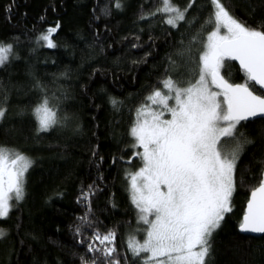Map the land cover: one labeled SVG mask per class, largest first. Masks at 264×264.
I'll return each instance as SVG.
<instances>
[{"label": "trees", "instance_id": "trees-1", "mask_svg": "<svg viewBox=\"0 0 264 264\" xmlns=\"http://www.w3.org/2000/svg\"><path fill=\"white\" fill-rule=\"evenodd\" d=\"M171 2L187 8L175 28L157 11L160 0H0V43L12 45L0 65V108L6 110L0 146L33 162L23 199L13 200L9 215L0 218V264H82V257L101 264L104 258L87 248L101 247L95 232L110 231L112 258L142 264L143 257L128 250L140 229L128 173L143 164L130 130L146 97L156 89L167 93L165 79L180 86L195 81L199 52L213 28L210 0ZM221 2L242 23L264 27V0ZM57 23L56 47L48 48L39 37ZM220 71L230 83L245 82L232 60ZM45 98L59 122L41 132L34 109ZM237 143L233 210L213 233L206 264H264V234L238 230L264 168V118L242 121L222 150L231 154ZM83 192L92 193L88 201L80 199Z\"/></svg>", "mask_w": 264, "mask_h": 264}, {"label": "snow or ice", "instance_id": "snow-or-ice-1", "mask_svg": "<svg viewBox=\"0 0 264 264\" xmlns=\"http://www.w3.org/2000/svg\"><path fill=\"white\" fill-rule=\"evenodd\" d=\"M160 2L157 11L167 15L165 23L175 28L185 21L187 8L181 10L171 0ZM210 3L213 12L207 23L213 28L199 52L198 78L187 87L170 77L165 79L162 83L167 93L156 89L146 97L150 103L137 109L130 130L135 140L132 146L143 149L134 153L143 164L128 173L129 192L147 229L143 243L129 238L128 250L143 257L142 264H206L210 239L233 210L240 145L228 154L222 150V141L235 139L242 121L264 118V95L254 90L258 86L264 92V27L242 23L221 0ZM120 6L117 2L116 7ZM59 27L57 23L39 37L48 48L56 47L52 34ZM11 51L12 45L0 43V65L9 60ZM225 60L238 61L244 83H230L221 75ZM34 113L38 131L46 132L59 122L47 98ZM165 113L170 118H165ZM5 115L6 110L0 108V120ZM32 163L25 155L0 146V218L9 215L13 200L23 199L24 177ZM91 195L83 192L80 199L88 201ZM238 228L264 233V172L258 186L250 190ZM4 235L0 230V237ZM93 239L101 247L90 243L88 252L99 253L107 264H120L112 258L114 232H95ZM81 259L82 264H88Z\"/></svg>", "mask_w": 264, "mask_h": 264}, {"label": "rangeland", "instance_id": "rangeland-1", "mask_svg": "<svg viewBox=\"0 0 264 264\" xmlns=\"http://www.w3.org/2000/svg\"><path fill=\"white\" fill-rule=\"evenodd\" d=\"M51 27H55V26H51ZM48 28H50V27H48ZM212 31V30H211ZM207 37V36H206ZM53 40V39H52ZM54 43V42H53ZM45 46H46V44H45V42L43 43ZM198 78V77H197ZM188 85H185V86H182V87H187ZM150 103V102H149ZM170 104H172V103H174V101H170L169 102ZM154 108H156V107H158V106H153ZM165 118H170L169 117V115L167 114V113H165ZM136 119H137V114H136ZM136 122V121H135ZM135 124V123H134ZM133 127V126H132ZM131 127V128H132ZM134 139V138H133ZM134 143H135V140H134ZM139 149V148H138ZM228 150V149H227ZM139 151H143V149H140ZM226 153V152H225ZM140 167H142V166H140ZM139 167V168H140ZM139 168L137 169V171L139 170ZM137 223H138V225H140V229L137 231L136 230V233H137V237H135V239L137 240V241H139L140 243H143V240L146 238V229H147V225H145L142 221H140V219H139V212H138V210H137ZM0 230H2L1 228H0ZM3 232H4V230H2ZM138 232H139V234H138ZM139 235L141 236L140 238H139Z\"/></svg>", "mask_w": 264, "mask_h": 264}, {"label": "water", "instance_id": "water-1", "mask_svg": "<svg viewBox=\"0 0 264 264\" xmlns=\"http://www.w3.org/2000/svg\"><path fill=\"white\" fill-rule=\"evenodd\" d=\"M237 66H238V68L240 69V66H239V63H238V61H233ZM241 70V69H240ZM257 88H258V86H257ZM260 118H262V117H256V118H252V119H250L249 121H252V120H255V119H260ZM262 172H264V168H263V170H262ZM249 196H250V193H249ZM249 196H248V198H249ZM246 204H247V202H246ZM246 204H245V208H246ZM245 210V209H244ZM238 230H239V228H238ZM239 232L241 233V234H245V235H249V236H253V237H259V236H262L264 233H252V232H241L240 230H239Z\"/></svg>", "mask_w": 264, "mask_h": 264}]
</instances>
